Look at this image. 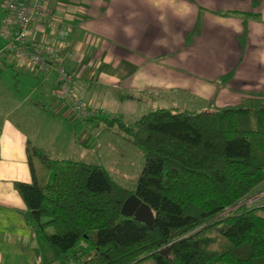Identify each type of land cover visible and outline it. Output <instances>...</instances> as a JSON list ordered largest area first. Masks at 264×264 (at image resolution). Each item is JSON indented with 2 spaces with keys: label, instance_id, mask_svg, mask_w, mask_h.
<instances>
[{
  "label": "crops",
  "instance_id": "crops-1",
  "mask_svg": "<svg viewBox=\"0 0 264 264\" xmlns=\"http://www.w3.org/2000/svg\"><path fill=\"white\" fill-rule=\"evenodd\" d=\"M46 6L47 23L32 27L27 39L65 48L60 64L71 74L73 95L97 119L75 120L53 99L52 73L4 59L0 264L36 263L25 207L12 187L30 183L27 142L53 160L89 151L121 156L123 149L102 145L99 119L130 127L156 109L216 110L264 96V0H47Z\"/></svg>",
  "mask_w": 264,
  "mask_h": 264
},
{
  "label": "trees",
  "instance_id": "trees-1",
  "mask_svg": "<svg viewBox=\"0 0 264 264\" xmlns=\"http://www.w3.org/2000/svg\"><path fill=\"white\" fill-rule=\"evenodd\" d=\"M99 121L142 154L135 188L27 142L30 183L12 187L35 264H264V197L241 204L264 187V96L213 112L156 109L130 127ZM132 194L150 228L120 216Z\"/></svg>",
  "mask_w": 264,
  "mask_h": 264
},
{
  "label": "built area",
  "instance_id": "built-area-1",
  "mask_svg": "<svg viewBox=\"0 0 264 264\" xmlns=\"http://www.w3.org/2000/svg\"><path fill=\"white\" fill-rule=\"evenodd\" d=\"M47 0H3L0 19V66L7 57L26 63L28 70L54 75L53 99L70 112L75 120L95 116L72 92L71 74L60 64L65 48L31 43L27 34L32 27L43 26L49 19ZM264 197V196H263ZM262 198V197H261Z\"/></svg>",
  "mask_w": 264,
  "mask_h": 264
},
{
  "label": "rangeland",
  "instance_id": "rangeland-1",
  "mask_svg": "<svg viewBox=\"0 0 264 264\" xmlns=\"http://www.w3.org/2000/svg\"><path fill=\"white\" fill-rule=\"evenodd\" d=\"M160 108H170V107H160ZM182 107H178L179 110L183 112H213L218 109H202V105L197 106L195 111H187V107H183L184 109H180ZM105 138L103 140L102 145L103 146H110L114 152L118 151L120 152L121 149L124 150V152H121V156L117 155L111 156L110 154H103V152H92L89 151L85 154H76L74 157H64L65 159H56V160H71L74 162H81L85 164H95L100 167H102L109 177L116 182L119 186H121L123 189L127 191H133L135 188V183L138 177V174L140 172L143 159L142 154L130 146L129 144H122L117 142L113 138V136L110 134L112 131L113 133H117L118 129L116 126L114 127H106L105 128ZM118 145V150L115 147ZM123 147V148H121ZM105 153V152H104ZM64 156V155H63ZM65 156H71V155H65ZM71 158V159H69ZM264 196V187L260 188L259 190L255 191L252 195L248 196L244 201L241 202V204H244L246 206H250L256 202H259L258 200Z\"/></svg>",
  "mask_w": 264,
  "mask_h": 264
},
{
  "label": "water",
  "instance_id": "water-1",
  "mask_svg": "<svg viewBox=\"0 0 264 264\" xmlns=\"http://www.w3.org/2000/svg\"><path fill=\"white\" fill-rule=\"evenodd\" d=\"M119 214L124 219H131L149 228L153 224V216L150 209L133 194L128 196L122 203Z\"/></svg>",
  "mask_w": 264,
  "mask_h": 264
}]
</instances>
